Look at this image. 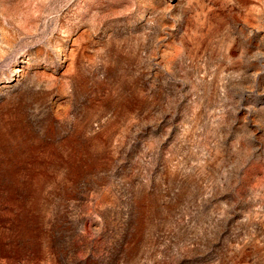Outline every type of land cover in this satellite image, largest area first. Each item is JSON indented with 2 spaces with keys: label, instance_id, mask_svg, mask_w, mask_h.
<instances>
[{
  "label": "rangeland",
  "instance_id": "1",
  "mask_svg": "<svg viewBox=\"0 0 264 264\" xmlns=\"http://www.w3.org/2000/svg\"><path fill=\"white\" fill-rule=\"evenodd\" d=\"M0 264H264V0H0Z\"/></svg>",
  "mask_w": 264,
  "mask_h": 264
}]
</instances>
